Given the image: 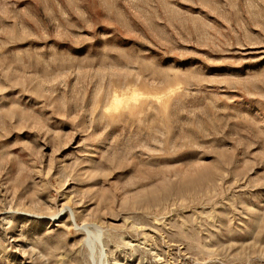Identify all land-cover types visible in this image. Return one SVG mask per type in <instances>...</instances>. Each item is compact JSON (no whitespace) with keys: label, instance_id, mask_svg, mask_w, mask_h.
<instances>
[{"label":"rangeland","instance_id":"374dc122","mask_svg":"<svg viewBox=\"0 0 264 264\" xmlns=\"http://www.w3.org/2000/svg\"><path fill=\"white\" fill-rule=\"evenodd\" d=\"M0 264H264V0H0Z\"/></svg>","mask_w":264,"mask_h":264}]
</instances>
